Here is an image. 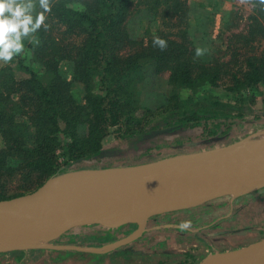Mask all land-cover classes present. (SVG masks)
<instances>
[{
  "label": "trees",
  "instance_id": "obj_1",
  "mask_svg": "<svg viewBox=\"0 0 264 264\" xmlns=\"http://www.w3.org/2000/svg\"><path fill=\"white\" fill-rule=\"evenodd\" d=\"M134 1L51 0V12L45 13L47 30L42 26L24 40L33 58L42 64L41 72L16 60L25 75L15 76L9 64L0 65V198L34 189L46 178L69 170L68 165L75 160L90 155L114 159L137 154L157 146L165 133L191 136L192 128L200 126L201 134H209L220 120L243 114L241 90L264 81V48L258 54L245 55L239 67L230 72L228 88L238 92L235 100L220 98L197 87L204 81L213 83L226 61L212 64L195 58L184 38L185 28L180 31L182 38L159 29L145 41L139 40L133 49L127 48L135 44L124 27ZM150 2L160 16L176 15L185 25L183 0ZM249 2L246 30L235 35L245 43L255 39L264 42V5L259 0ZM41 11L36 0L33 15ZM156 37L167 42L166 48L154 46ZM61 58L71 61L70 79L58 70ZM147 61L152 62L156 73L168 70L171 86L168 101L154 116L146 112L147 108L137 113L141 106L135 82L141 76V65ZM73 82L82 84L83 102L74 98ZM180 87L192 93L180 96ZM26 126L32 127L27 137ZM166 126L171 128L158 130ZM109 127L117 141L104 149L101 138ZM14 174L20 183L8 190L5 180Z\"/></svg>",
  "mask_w": 264,
  "mask_h": 264
},
{
  "label": "rangeland",
  "instance_id": "obj_2",
  "mask_svg": "<svg viewBox=\"0 0 264 264\" xmlns=\"http://www.w3.org/2000/svg\"><path fill=\"white\" fill-rule=\"evenodd\" d=\"M145 1L146 0H135L125 18L124 27L126 32L128 36L135 39V44H131L132 46H127V48L133 49L139 44V40L145 41L159 29L164 32L166 31L167 34L174 38H182L180 31L182 28H185L186 35L184 38L188 46L191 47L195 58L199 61L212 64L214 61L218 63H221V60H224V62L226 61L224 67L220 69L222 71L219 72V77L213 83L204 81L197 88L207 89L220 98L235 100L234 98L237 97L238 92H233V90L228 88L231 84L230 72L239 67L245 55L249 53L258 54V51L264 48L263 39H255L250 43H245L235 35L238 32L244 33L246 30L247 16L250 13L251 7L249 0H247V2H242V0H183L186 7L184 14L185 25L181 24L182 21L179 22L177 20L176 15H171V17L160 16L158 12H154L151 8L150 0ZM220 1H222L221 5ZM160 7L161 4H159L158 8ZM55 32L56 35L59 34L57 29ZM197 48L204 49V54L197 56ZM16 60L31 67L37 73H40L43 68L42 64L33 58L30 49L25 46L20 55L15 56L14 59L8 63L0 61V65L9 64L15 76L25 75V71L17 66L18 63ZM57 67L62 76L66 79L71 78L72 64L70 59L61 58L58 61ZM141 70V76L135 82V94L137 102L141 106L138 107L137 113L147 108L148 110L146 112H151L153 113L152 116H154L155 112L161 109L159 106H163L165 102L168 101L167 95L171 88L167 80L168 70L163 69L161 72L156 73L153 71V64L151 61L143 63V65H141ZM93 80L95 83V77ZM200 91L201 90H197L196 93ZM71 92L77 101L83 102V89L81 83L73 82L71 84ZM178 93L180 96H184L192 93V91L187 87H180ZM240 95L244 98H242L244 100L242 103L243 114L240 117L220 120L218 124L212 123L215 127L212 133L201 134L200 126L192 128L193 135L191 136H182L184 134L179 132L165 133L160 143L149 150L114 159L105 156L96 159L94 155H90L88 158H82L71 162L67 167L69 169L68 171L134 164L175 153L205 149L246 136L249 137V139L263 136L260 139H264V131H259L264 120V115L262 114L264 109V81L257 82L254 88L241 90ZM154 109L156 110L153 111ZM212 124L208 125L212 126ZM31 129V126H26L24 131L25 137L31 134ZM111 130L112 127H109L108 133L101 138V148L105 149L116 143L117 140ZM60 137L67 139L61 135ZM1 145L2 141L0 139V146ZM5 182L8 190L16 189L20 183L17 174H14L11 178L5 180ZM244 192L245 191L242 193ZM235 196H239V194L226 192L209 197L207 196V198H202L201 200H197L185 206H170L166 209L167 211L182 210V212H165L161 210L153 212L149 216L160 218L162 221L159 224H162V222L167 223V225H165L166 227L161 226V231L168 230L182 235V233L188 232V227L193 228L195 231L196 229L200 230L203 228L202 225H206L208 221L216 218L219 219L224 213V208L228 206L230 199ZM191 210L194 212H191ZM86 225L99 226L100 224L88 223L78 226ZM127 226V229H130L135 225L134 222H132ZM82 228L76 227L73 230H81L83 232ZM157 231H159V229H157ZM200 232L203 234L202 238L205 243H214L209 242V234L207 231L202 230ZM226 232L230 233L229 230L218 233L222 234L220 239L226 237ZM171 234L173 233H167L168 237ZM260 236L263 237L264 233ZM75 238L78 242H82L81 240L85 239L79 235H76ZM186 247L188 248L186 250H191V253L185 251V254L179 259H175V257L171 258L170 256L160 257L156 255V259H154L153 262L154 264H193L199 262L206 255L200 257L198 253H196L197 255L194 256L193 254H195V249L197 248L196 245L188 244ZM22 249L26 248L0 250V264H8V261L4 259V254H9V256H11ZM35 252L39 253L40 249H36ZM211 254H213V252Z\"/></svg>",
  "mask_w": 264,
  "mask_h": 264
},
{
  "label": "water",
  "instance_id": "obj_3",
  "mask_svg": "<svg viewBox=\"0 0 264 264\" xmlns=\"http://www.w3.org/2000/svg\"><path fill=\"white\" fill-rule=\"evenodd\" d=\"M170 128L167 126L158 130L166 131ZM262 137L249 139L246 136L205 149L175 153L134 164L104 167L117 170L119 173L107 187V204L100 210L81 206L56 209L36 204L34 201L44 191L48 182L68 170L48 177L29 192L0 198V219L7 214L10 219L26 229L18 232L10 224L7 227L0 225V250L49 246L52 237L69 227L82 224L98 223L105 226H117L126 222L141 224L151 213L168 209L148 210L138 217L132 215L154 182L166 177L178 178L182 173L194 175L197 180L202 181L206 173L211 171L217 173L221 179H229L235 175L240 179L257 180V184L251 189L261 186L264 184V150L256 155L243 154L242 150L250 142ZM202 185L203 187L197 189L198 194L207 192L199 200L226 192L236 194L232 190L213 188L212 179L203 182ZM31 222L44 226L39 234L30 235ZM211 255L212 264H264V236L244 246L213 252ZM206 257L193 264H206Z\"/></svg>",
  "mask_w": 264,
  "mask_h": 264
},
{
  "label": "crops",
  "instance_id": "obj_4",
  "mask_svg": "<svg viewBox=\"0 0 264 264\" xmlns=\"http://www.w3.org/2000/svg\"><path fill=\"white\" fill-rule=\"evenodd\" d=\"M260 128V132L264 131V120ZM238 194L230 199L219 219L208 221L200 230L188 227V232L182 235L161 231L167 223L159 224L160 218L149 215L141 224L134 222L135 226L130 229L127 225L132 222L117 226L77 225L52 237L49 246L22 249L11 256L4 254V259L8 264H154L156 255L179 259L185 251L191 253V250H186L188 244L197 246L193 255L198 253L200 257L231 250L258 239L264 233V185ZM76 227H84L83 232L73 230ZM202 230L207 231L209 242L214 243L203 241ZM228 230L230 233L226 232V237L220 239L222 234L218 233ZM167 233L173 234L168 237ZM76 235L85 239L78 242ZM36 249L40 252H35Z\"/></svg>",
  "mask_w": 264,
  "mask_h": 264
},
{
  "label": "bare ground",
  "instance_id": "obj_5",
  "mask_svg": "<svg viewBox=\"0 0 264 264\" xmlns=\"http://www.w3.org/2000/svg\"><path fill=\"white\" fill-rule=\"evenodd\" d=\"M264 150V139H256L245 146L243 154L256 155ZM68 171L53 177L46 185L44 191L34 201L40 206L63 209L67 207L81 206L97 210L106 207V190L119 171L110 168L101 170L84 169ZM214 180L213 188L239 191H247L257 184L254 179H240L235 175L229 179H221L217 173L208 171L205 178L200 181L194 175L182 173L178 178L166 177L154 182L143 201L132 212L133 216H141L148 210H158L167 207H180L191 204L206 194H198L197 189L205 181ZM209 197V196H208ZM207 198V197H206ZM24 216V215H22ZM0 225L7 227L10 224L16 231L23 232L26 229L13 221L8 215H3ZM2 223V224H1ZM31 236L39 234L42 225L31 222L29 225ZM207 256L206 264H212L211 257Z\"/></svg>",
  "mask_w": 264,
  "mask_h": 264
},
{
  "label": "clouds",
  "instance_id": "obj_6",
  "mask_svg": "<svg viewBox=\"0 0 264 264\" xmlns=\"http://www.w3.org/2000/svg\"><path fill=\"white\" fill-rule=\"evenodd\" d=\"M247 2V0H242ZM41 12L33 13L36 9V0H0V61L8 63L24 50V40L32 37L45 24L46 15L52 8L51 0H38ZM264 5V0H259ZM154 46L163 50L167 42L159 37L154 38ZM204 49L197 48L196 55L204 54Z\"/></svg>",
  "mask_w": 264,
  "mask_h": 264
}]
</instances>
